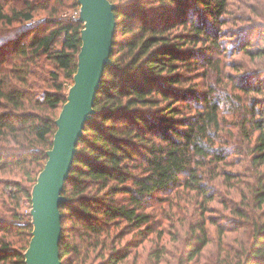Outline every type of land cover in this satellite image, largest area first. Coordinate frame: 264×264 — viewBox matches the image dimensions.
I'll use <instances>...</instances> for the list:
<instances>
[{
    "label": "trees",
    "instance_id": "obj_1",
    "mask_svg": "<svg viewBox=\"0 0 264 264\" xmlns=\"http://www.w3.org/2000/svg\"><path fill=\"white\" fill-rule=\"evenodd\" d=\"M109 1L116 6L111 64L62 190L61 264L126 260L130 240L156 233L157 208L150 203L156 197L174 206L180 216L174 227L187 226L173 264H264V104L248 105L250 93L264 90V69L236 64L244 68L232 87L242 124L232 143L221 137L229 94L201 89L185 75L202 67L221 73L215 53L264 59V22L232 14L228 0ZM71 11L78 13L77 0H0V264H25L32 221L24 209L31 207L81 46L83 23ZM228 23L233 29H221ZM226 37L229 48L220 42ZM199 41L206 46L185 47ZM243 154L256 175L257 212L243 199V205L225 204L236 221L227 229L205 213L217 179L230 186L237 176L223 164ZM185 202H193L194 220ZM207 223L217 228L214 248H208ZM165 231L158 229L155 240ZM107 241L119 249L109 251ZM164 250L155 243L146 264H159Z\"/></svg>",
    "mask_w": 264,
    "mask_h": 264
},
{
    "label": "water",
    "instance_id": "obj_2",
    "mask_svg": "<svg viewBox=\"0 0 264 264\" xmlns=\"http://www.w3.org/2000/svg\"><path fill=\"white\" fill-rule=\"evenodd\" d=\"M81 46L73 83L57 118L51 148L31 190V237L24 252L25 264H61L59 203L68 177L76 143L94 113L93 102L106 66L116 26L115 5L109 0H77Z\"/></svg>",
    "mask_w": 264,
    "mask_h": 264
},
{
    "label": "rangeland",
    "instance_id": "obj_3",
    "mask_svg": "<svg viewBox=\"0 0 264 264\" xmlns=\"http://www.w3.org/2000/svg\"><path fill=\"white\" fill-rule=\"evenodd\" d=\"M123 1L124 0H116L115 3H123ZM146 1L147 0H145L144 2ZM228 2L229 11L232 14L239 15L241 13H244L246 15L252 16L256 22H264V0H228ZM147 3L148 2H146V4ZM152 5H155V3ZM70 13L71 15L78 17V13H76L75 11H71ZM233 27L234 24L232 23L221 25V29L223 30L233 29ZM257 30L258 28H254V32H256ZM229 39V37L222 38L220 39V42L226 48H229L231 44H233V42H231V40ZM253 42L256 43L255 41ZM205 46L206 44L203 41H199L197 43L188 42L185 45V47H193L195 50H198ZM213 56L215 57V59H217V62L219 61L218 65L223 67L221 73H219L218 70L213 67H211L208 71L205 70V67H202L198 70L199 74H194V72L193 74L186 73L185 75L192 78L193 82L198 83L199 88L201 89L211 88L214 90L215 95L221 93V91L223 90L224 92L222 93V97H224L225 94H229L230 102H225L222 105V111L220 113L221 125L223 131L225 132V134L221 133V137L225 139V141H230L229 143H232L233 138L239 136V134L237 133V129H239L242 124V117H239L240 113L234 112V110L236 108H239L240 106L239 102L233 96L236 95L238 91L236 89L234 90L232 87L236 83V81L239 80V78L243 75L244 68L236 70V64L238 63V61H241L243 63L245 62L247 68H259L260 70H263L264 59H253V61L251 62L249 58L242 57L240 54L232 55L231 53L226 52L220 54L215 53L213 54ZM201 73L206 74L202 75ZM260 78L264 82V71L261 72ZM187 85L188 84H186L185 86ZM69 87L66 91V96ZM249 96H251V98L250 101H248V105L254 101L257 102V107L264 104V90H262L260 93L252 92L249 94ZM245 126H247V124H245ZM228 131H231V135L227 134ZM223 168L228 171L236 172L237 176L233 177L229 181L231 183L230 186L225 184V180L223 178L217 179V188L215 189L216 199L209 204V209L205 213V217L213 218L219 226L231 229L234 227L236 221L235 217L229 212L228 209L225 208V204L231 205L232 203H235L236 206L243 205V203L241 202L243 199L244 203H250L251 208H253L254 212H257V208H255L254 206L256 202L255 192L257 190L253 186L254 183H256V175L254 173V168L249 162L248 157H246V155L244 154L241 156L238 155L230 157L227 162L223 164ZM150 203L151 208H157L154 210V217L157 220L158 224L157 226L156 224L154 225L156 227V233H152L150 236H148L147 240L143 242H141L138 237L130 240V242H128L129 246L125 245V248L127 247V252H129L128 257L120 264H146L147 256L149 252L154 248L155 243L157 249H159L162 244L165 247V254L162 256V260L159 264H173V262L175 261L174 256L176 248L180 247V245L182 244V239L186 235V223L179 222L178 225L174 227L173 225H175L177 218H180L179 215L175 216L173 214L174 206L170 208V205L166 202L160 204L157 197ZM180 204H183V202L181 201ZM186 204L187 203L185 202L184 205ZM192 205L193 202L186 205L187 214H189V211L192 214ZM24 211L29 212L30 208L24 209ZM192 217L194 220V214H192L189 221ZM186 221H188V219ZM206 226L208 228V234L210 238L208 248H214L217 243L218 237L217 228L216 226L208 223L206 224ZM158 229L166 230V233H163L161 241L155 240L158 235ZM229 235L232 236L234 235V233H229L228 236ZM152 240L154 241L152 242ZM124 244L125 242L124 240H122L121 245ZM107 246L109 247V241H107ZM119 247L120 245H117L115 247L111 246L109 247V251H117ZM107 252L108 250H106V254Z\"/></svg>",
    "mask_w": 264,
    "mask_h": 264
}]
</instances>
